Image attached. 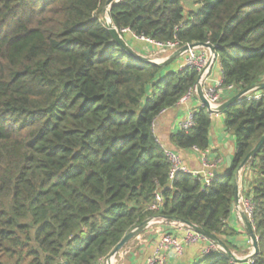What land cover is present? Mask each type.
<instances>
[{
    "label": "trees",
    "instance_id": "16d2710c",
    "mask_svg": "<svg viewBox=\"0 0 264 264\" xmlns=\"http://www.w3.org/2000/svg\"><path fill=\"white\" fill-rule=\"evenodd\" d=\"M107 2L0 0V264H99L150 218H179L235 248L227 239L237 234L236 177L264 136V101L243 99L223 113L236 153L209 188L183 173L171 181L153 126L198 73L131 58L103 19ZM196 3L188 19L181 0H121L110 15L124 38L129 29L212 45L226 86L264 83V0ZM212 123L199 107L194 127L168 143L209 150ZM245 171L258 239L249 264H264V144ZM191 264L240 263L219 250Z\"/></svg>",
    "mask_w": 264,
    "mask_h": 264
},
{
    "label": "built area",
    "instance_id": "2783aa9c",
    "mask_svg": "<svg viewBox=\"0 0 264 264\" xmlns=\"http://www.w3.org/2000/svg\"><path fill=\"white\" fill-rule=\"evenodd\" d=\"M123 33L125 35L130 34L132 38L135 39L136 41L147 44V46H149L153 51H155V54L146 57H149L155 61H164L174 52H176L178 49L185 46L182 45L181 42H179L177 39L168 42H160L147 38L143 35L137 36L129 29L123 30ZM186 45H190V44H186ZM156 55L157 56L161 55V56L157 57ZM181 58H182V62L179 65L178 69L182 70L188 68L191 70H195L198 73V82L201 84L204 96L209 102L210 109L212 111H216L219 108V106L223 104V98L226 94L227 95L237 94V93L239 94L244 91V90L240 91L234 85L226 86L224 84L223 76L221 79L214 77L213 69L217 64L218 56L215 57L209 49L206 48H197L192 50L190 49ZM194 99L199 100L197 85L194 88H191L187 92V94L184 95V97L179 102V106L188 105ZM243 99H246L247 101H264V90L249 91L248 93L245 94ZM200 107H204V106L201 104ZM195 110L196 109H190L187 112L185 119L180 123V130L190 131L194 127ZM211 110H207V111L210 113L212 118L220 115L217 112H211ZM165 112L166 111L162 112L161 116ZM155 125L156 122L154 123L153 129H155ZM158 143L163 148L165 155L167 156L168 161L170 163L169 178L171 181H173L178 174L183 173V174L191 175L194 178L200 180L203 184V189H207L212 185L213 181L217 177L216 168L218 164L213 163L209 160V150L200 151L197 148L193 149L197 154L200 155V161H201V168L199 170H194L188 167V165H186L184 159L177 151L168 148L167 146L162 144L159 140ZM162 203H163V197L161 196V194L157 193L156 201L152 206V209L155 211L159 210ZM241 204L243 206L244 212L250 218L254 211V206L251 200L245 197L241 198ZM155 220H160L158 221V223L160 222L167 223V220L164 218H158ZM176 226H179L185 231L184 237L179 238L174 234L164 233L161 237L159 244L155 248L153 256L148 258L145 264H166L168 253L181 256L184 253L187 246L202 242H208V245L202 251V253L205 255L220 250V248L215 243L209 242L201 234H198L183 225L177 224ZM99 264H107L106 258L101 260Z\"/></svg>",
    "mask_w": 264,
    "mask_h": 264
},
{
    "label": "crops",
    "instance_id": "0c3cea01",
    "mask_svg": "<svg viewBox=\"0 0 264 264\" xmlns=\"http://www.w3.org/2000/svg\"><path fill=\"white\" fill-rule=\"evenodd\" d=\"M127 44L133 48L136 52L141 55L149 56L153 51L147 44L136 41L132 38L130 34L125 35ZM151 49V50H150ZM182 61V60H181ZM218 70L221 74L222 72L219 62ZM220 78V79H221ZM227 94L224 96V100H227ZM201 106L199 100L194 99L188 105H180L177 109L168 110L156 121L154 132L157 135L158 140L167 145L171 149L174 147L170 146L168 143V138L170 134L175 133L180 130V123L183 121L190 109H197ZM232 134H230L225 128V117L220 114L213 118L212 128L210 132V148H209V160L213 163L218 164L216 168V173L221 175L224 174L227 169V158L231 157L233 159L236 153V142ZM175 149V148H174ZM173 149V150H174ZM182 158L184 159L186 165L194 170H199L201 168L200 155L197 154L193 149L189 151H178L175 149ZM199 158V159H198ZM250 177L248 171L243 172L242 187H244V182ZM160 220L153 221L152 225L144 232V234L134 242V244L129 245L124 252L116 257L113 264H145L148 258L152 257L155 248L159 244L161 237L164 233H171L179 238H183L185 231L170 223H158ZM158 225V226H157ZM231 226L239 233L242 238V242L246 245L247 240H249L243 224L240 223V218L235 212L232 216ZM241 233V234H240ZM208 245V242H203L202 245H192L185 249V252L181 256H177L171 253L167 254L166 264H191L199 256H201L203 249ZM136 247V251L132 249ZM203 246V247H202ZM138 249V250H137Z\"/></svg>",
    "mask_w": 264,
    "mask_h": 264
},
{
    "label": "water",
    "instance_id": "95a60500",
    "mask_svg": "<svg viewBox=\"0 0 264 264\" xmlns=\"http://www.w3.org/2000/svg\"><path fill=\"white\" fill-rule=\"evenodd\" d=\"M120 1L121 0H108L107 5L105 7V12L109 17V20L106 22V24H107L108 29L112 33L115 41L117 42V44L124 50V52H126L134 60H136L140 63H143V64L167 67V66H170L172 63L176 62L178 59H180L190 49L192 50V49H197V48L209 49L215 57L217 56V52H216L215 47H213L210 44H205V43H193L190 45H185V46L181 47L180 49H178L176 52H174L171 56H169L164 61H155L149 57H146L144 55L139 54L138 52H136L133 48H131L127 44L125 38L119 33L118 29L113 24V21H112L111 15H110L111 7L113 6V4H116ZM196 85H197L198 98H199L201 104L204 107H206L207 110H211L210 104L207 101V99L205 98L204 93L202 91L201 84L199 82H197ZM252 90H255V91L264 90V83L259 84L255 87L249 88L247 90H244L243 92L237 94L236 96L230 98L229 100H227L226 102L221 104V106H219V108L216 111L211 110V112H217L218 114H223L229 107H231V106L235 105L236 103L240 102L241 100H243L245 94L248 93L249 91H252ZM263 144H264V136L260 139L258 144L254 147V149L250 152V154L246 157V159L239 166V169L237 172V177H236L235 206L237 207V211L240 215V218H241L242 224L244 226L245 232H246L248 238L250 239V241L252 243L253 252L251 253L250 256H248L247 258H244V259L236 258L233 255V253L231 252V250L226 246V244L220 238H218L214 234H211V233L207 232L206 230H204V229H202V228H200V227H198V226H196L190 222H186V221L181 220L179 218H169V219H166L167 223L174 224V225H177V224L183 225V226L189 228L190 230H192L198 234H201L209 242L215 243L220 248V250L222 252H225L236 263H240V264L250 263L251 260L253 259L254 255L258 251V244H257L258 239H257L256 234H255V228L253 226V223L251 222V220L249 219L247 214L244 212V210L240 206L241 187H242L243 172L246 170V168L248 167V165L250 164L252 159L255 157V155L258 153V151L261 149ZM232 160L233 159L231 157L227 158L228 167L231 166ZM155 219H158V218H150V219L144 221L136 229H134L128 235H126L125 238L121 241V243L114 249V251L109 256H107V258H106L107 264H113V261L116 260V257L121 255L124 252V250L128 247L130 242L133 241L134 239H137L141 234H143L152 225V223ZM61 264H69V263L65 262V263H61Z\"/></svg>",
    "mask_w": 264,
    "mask_h": 264
},
{
    "label": "rangeland",
    "instance_id": "374dc122",
    "mask_svg": "<svg viewBox=\"0 0 264 264\" xmlns=\"http://www.w3.org/2000/svg\"><path fill=\"white\" fill-rule=\"evenodd\" d=\"M197 0H181V3H182V6L184 8V16L186 19L189 18V14L191 12H197L200 8V6L196 3ZM103 19L105 22H107L109 20V17L108 15L106 14V12L104 11V16H103ZM126 38V36H125ZM151 50V49H150ZM154 53H150V55H154ZM157 56V55H156ZM161 56V55H160ZM160 56H157V57H160ZM182 58L178 59L176 62L172 63L170 66L171 68H175V67H179V65L181 64V61ZM219 64H220V60H218ZM218 64H216V66L214 67L213 69V75L215 78H221V74L219 73V70H218ZM237 94H228L227 96L228 97H234L236 96ZM230 98H228L227 100H229ZM227 100H224L223 98V103L226 102ZM167 146V145H166ZM168 147V146H167ZM170 148V147H168ZM171 149V148H170ZM199 159V158H198ZM245 184H246V181H245ZM243 185V183H242ZM244 187H241V198H244L243 196V193H242V190H243ZM244 191V190H243ZM240 206L241 208L243 209V206L241 204V199H240ZM235 212L238 214V217L240 218V215L237 211V207L235 206ZM244 210V209H243ZM250 219V218H249ZM251 220V219H250ZM252 222V220H251ZM240 223L242 224V221H241V218H240ZM158 226V225H157ZM144 234V233H143ZM143 234H141L138 238H140ZM239 233L237 232V234L233 237H229L227 240L233 244V246L235 247L233 249V251H231L233 253V255L238 258V259H244V258H247L248 256L251 255V253L253 252V247H252V244L250 243V239L247 240V243L246 245H244V243L242 242V238L240 237V235H238ZM241 234V233H240ZM137 238V239H138ZM137 239H134L133 241L130 242L129 245L131 244H134L135 241H137ZM138 242V241H137ZM203 243V242H202ZM202 243H198V244H193V245H202ZM128 245V246H129ZM192 246V245H190ZM135 251H136V247L135 246H132ZM189 246H187L186 248H188ZM203 247V246H202ZM138 250V249H137ZM185 252V251H184ZM245 264H249V263H245Z\"/></svg>",
    "mask_w": 264,
    "mask_h": 264
}]
</instances>
